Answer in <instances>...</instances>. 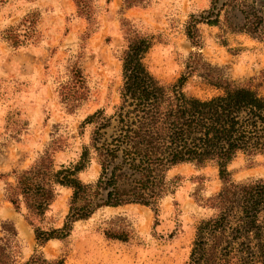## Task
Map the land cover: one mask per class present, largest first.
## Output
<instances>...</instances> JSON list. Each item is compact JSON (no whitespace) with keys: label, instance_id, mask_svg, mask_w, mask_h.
Segmentation results:
<instances>
[{"label":"rangeland","instance_id":"obj_1","mask_svg":"<svg viewBox=\"0 0 264 264\" xmlns=\"http://www.w3.org/2000/svg\"><path fill=\"white\" fill-rule=\"evenodd\" d=\"M81 1L78 7L73 0H8L0 6V225L15 227L20 263L37 249L63 264H186L196 226L214 214L207 200L221 182L213 164L170 169L167 179L174 183L158 202L156 216L140 205L102 207L75 222L68 237L42 248L23 216L5 201L4 187L14 183L13 171L27 169L46 150L58 147L52 155L56 168L79 161L92 131L90 125L81 127L86 117L96 111L111 115L119 105V56L126 45L122 25L153 37L144 59L153 77L172 85L189 75L182 92L201 100L221 94L209 82L216 77L264 94V30L259 39L237 32L241 17L221 10L218 26L197 25L196 48L185 36V25L190 16L205 15L210 0ZM254 2L264 19V0ZM28 16L33 36L11 46L5 33L22 29ZM194 54L199 57L189 59ZM192 60L197 70L188 74ZM76 68L87 95L69 112L59 94ZM90 155L78 175L85 184L94 183L100 172ZM227 171L235 183L264 180V158L239 154ZM56 194L42 227L59 228L67 215L71 190L57 187ZM106 232L127 240L109 239Z\"/></svg>","mask_w":264,"mask_h":264},{"label":"trees","instance_id":"obj_2","mask_svg":"<svg viewBox=\"0 0 264 264\" xmlns=\"http://www.w3.org/2000/svg\"><path fill=\"white\" fill-rule=\"evenodd\" d=\"M7 1L0 0V6ZM73 2L76 7L82 4L81 0ZM221 10L241 17L237 32L256 39L263 33L264 19L254 0H210L205 15L198 20L190 16L185 25V36L193 47H200L197 25L218 26ZM31 18L26 17L22 29L9 30L3 39L13 47L23 44L34 33ZM122 27L126 45L119 56L118 107L111 115L96 111L86 117L81 127L90 125L92 131L74 165L56 168L55 147L27 169L13 171L14 183L4 187L5 201L23 216L36 247L42 248L51 240L68 237L75 222L88 219L102 207L134 204L156 216L158 202L174 183L167 179L170 169L213 164L221 182L219 192L207 200L214 214L196 226L186 264H264V180L235 183L227 171L239 154L264 158V94L216 77L209 82L220 95L206 100L187 96L182 86L189 75L182 74L172 85L160 83L144 63L153 37L128 25ZM198 57L194 54L189 59ZM196 65L195 60L187 63L188 74L197 70ZM60 90L69 112L85 100L87 90L79 69H72L70 81ZM91 153L100 172L94 183L85 184L78 175L87 167ZM57 187L71 190L67 215L59 228L42 227ZM105 235L127 240L124 235ZM18 245L13 224L2 223L0 264H63L62 259H46L37 249L20 263Z\"/></svg>","mask_w":264,"mask_h":264},{"label":"water","instance_id":"obj_3","mask_svg":"<svg viewBox=\"0 0 264 264\" xmlns=\"http://www.w3.org/2000/svg\"><path fill=\"white\" fill-rule=\"evenodd\" d=\"M263 11H264V8H263Z\"/></svg>","mask_w":264,"mask_h":264}]
</instances>
